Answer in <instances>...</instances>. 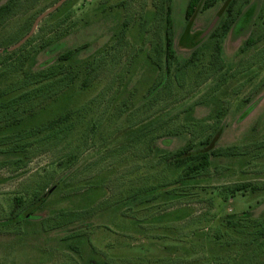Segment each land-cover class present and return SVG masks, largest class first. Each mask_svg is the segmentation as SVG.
Here are the masks:
<instances>
[{
    "label": "rangeland",
    "instance_id": "1",
    "mask_svg": "<svg viewBox=\"0 0 264 264\" xmlns=\"http://www.w3.org/2000/svg\"><path fill=\"white\" fill-rule=\"evenodd\" d=\"M8 1L0 0V6ZM58 1L16 0V11L0 28V47L19 43ZM162 1L70 0L40 23L29 44L0 55V87L15 88L10 83L32 64L38 68L67 50L88 46L70 62L80 70L74 85L34 116L0 129V223L53 191L34 219L0 228V264H231L239 253L231 245L220 249L219 263L207 260L215 255L212 247L218 249L216 240L235 237L222 222L225 230L215 239L218 222L248 213L235 225L257 220L264 226V86L256 89L264 80V0H240L243 9L257 5L254 24L221 39L225 69L231 74L238 60L250 58L254 64L247 71L223 86L210 88L213 81L197 86L215 70L209 61L217 42L208 40L199 67L189 68L170 86H157L151 98L148 91L159 70L145 52L157 60ZM187 4L172 0L176 44ZM221 6L199 14L193 30L205 31L217 17L218 23ZM249 38L257 39L256 46L248 57L239 55ZM176 51L181 61L191 53L177 45ZM20 60L22 69L13 66ZM89 67L94 68L92 80L84 86ZM15 89L9 96L20 93ZM247 98L251 101L245 104ZM22 101L21 107L36 109L26 99H15L13 106ZM248 108L253 109L242 119ZM66 115L69 119L55 128L37 130ZM220 127L218 147L230 155L221 152L206 173L179 179L182 173L165 155L189 142L199 146ZM236 146L238 157L230 150ZM177 180L186 183L183 190L158 198L155 189L153 200L137 205L143 199L139 194ZM245 184L256 190L231 195ZM82 225L87 229H76Z\"/></svg>",
    "mask_w": 264,
    "mask_h": 264
},
{
    "label": "trees",
    "instance_id": "2",
    "mask_svg": "<svg viewBox=\"0 0 264 264\" xmlns=\"http://www.w3.org/2000/svg\"><path fill=\"white\" fill-rule=\"evenodd\" d=\"M69 1L66 2L60 9H62L67 3H69ZM162 3L164 7L161 13L159 11L160 16L158 18L160 20L159 31L161 32V35L160 40L155 43V46L157 47V60H155L154 58H148L149 51L145 52L146 58L159 70V74L154 81V85L148 91L151 98L157 86H170L174 83L172 81H177L179 76L185 77V73L189 68L195 69L199 67V59L203 57L201 53L203 52V48L205 47L208 40L216 39L217 42V46L212 55V60L209 61V67L215 68V70L210 71L207 77L197 82V86L203 84L205 85L207 81H213V84L209 85L210 88L218 85L219 82H221L223 86L225 83H227L228 78H233L241 73H244L250 66L254 64L248 63L251 61H248L250 58H248L245 63H243L244 60L240 59L238 60L239 62L237 61L235 63V66H242L243 69L237 71V68L235 67V69H232L230 74L229 69H225V66L222 62L221 39L234 29H236L237 31H246L250 29V27L254 24V18L257 14L256 4L248 5L245 9H243L244 5L241 6L240 0H188L185 12V28L183 33L179 37L178 43L176 44V39L173 31L172 0H163ZM218 4H222L221 9L218 12L219 22L208 37L201 39L200 36L204 31L197 32L193 30L195 20L199 14L213 8ZM16 8V0H10L5 5L0 6V28H3L4 23L11 15L14 14ZM31 40L32 38L27 41V43L22 46L21 49L29 44ZM256 40L257 39L254 38H249L248 40H246L244 45L239 50V55L244 56L245 54H247L252 47L256 46ZM48 43L49 42L43 44L42 47L46 46ZM13 44L1 46L0 48H4V52H0V55L11 53L7 49L13 46ZM176 45L187 51H191L190 56L185 60H179L177 56ZM87 47V45L75 47L74 49L63 52L57 58L45 61L38 68H34V64H32L27 70H23L22 77L19 80L10 83L12 84V86L16 85L15 88H18V91H20V93L16 94L15 96H9V92H11L10 90L15 91L17 89L9 85L0 87V123H2L0 125V129L4 126L9 127L16 125L17 123H21L25 116H34L35 113H37L39 110L45 109L47 102L58 100L66 90L74 85L77 78L79 77L80 70L78 69L79 67L76 69L75 66L71 65L72 63L70 62L73 61L74 57L77 53H79L80 49H86ZM152 47H154V43L151 44V48ZM13 66L22 69L24 66V61L20 60L17 65ZM174 66L176 68L175 72H173ZM89 68L90 70L87 71L83 76L82 85L84 86H86L87 83L91 82L92 80L94 68ZM201 71L202 69L200 70L199 75ZM214 74H217L218 76L213 77ZM1 77L4 78L5 75L2 74ZM262 85L264 86V80L261 81L259 86L256 88L257 92L263 89ZM15 99H26V102L29 101L31 104H36V109H30L27 108V106L21 107L23 101L22 103H20V105L13 106V102ZM250 101L251 99L247 98L244 100V103L248 104ZM252 109L253 108H248V110L243 113L242 119H245L251 113ZM69 113L70 112H68V114ZM68 117L69 115L60 116L56 119L50 120L48 123L43 124V127L41 129L39 128L37 130L40 131L43 129H53L63 122H66L69 119ZM222 134L223 128H216L214 134L209 135L205 139L200 141L199 146H193L194 144L192 142H189L181 149L165 155V160L170 159L169 164L171 165V167L179 169V171L182 173L180 174L179 179L194 178L198 175L206 173L212 167L214 159L218 157L221 152L224 153L225 151L226 154L230 155L229 153H227V149L225 150L218 147V143ZM230 150L233 151L231 155L235 157H238V155L240 154L237 146L231 148ZM148 157H150V154L144 156L145 159ZM26 164L27 161L23 165ZM23 165H21V167ZM185 186L186 183H184V181L179 182V180L170 182L169 184L159 185L157 188L154 187V189L151 191L139 194L140 196H143V199L140 202H137V205L153 200L155 189H159L156 192L160 193L158 196L159 198L163 196V194H166L168 192L176 191L177 189L183 190ZM250 187L251 186H249V184H245L243 186H235L230 193L232 196H235L238 193L246 192ZM251 189H253V191L256 190V188L254 187H251ZM52 192L53 191L51 189L47 190V192L43 194V196L38 197L36 201L20 215L14 216L9 220L1 222L0 228L19 225L24 221H30L34 219L33 216L40 208H42L47 203ZM19 201H21V199ZM190 213L191 212L189 211V214ZM169 215H173V212H171V214ZM245 216H249V214L244 213L239 218H231L225 216L221 220V222H218L219 224L216 228L217 232L215 235V239H217V236L220 235V233H223L225 230H221L222 222L226 223L225 228L233 230V232L235 233V237L226 241L225 238L220 236L221 238L214 242V245H217L218 249L216 248V246L212 247L213 249H215V255L209 254V257L207 258L208 262L210 261L211 263H219L220 249H222V251L227 250L226 246L231 245V249L234 252L237 251L236 247L239 248V253H237L236 258L232 260L231 264H252L251 261L254 260L257 261L256 264H264V226L261 227L257 220H255V223L250 220L251 223L248 226L241 224L235 225L234 222H236L237 224L241 223L242 218H244ZM170 220L179 221L180 218ZM76 229L84 230L87 229V226L82 225L80 228L77 227ZM72 233L73 234L71 235V237L73 238L76 236V234L74 231Z\"/></svg>",
    "mask_w": 264,
    "mask_h": 264
},
{
    "label": "water",
    "instance_id": "3",
    "mask_svg": "<svg viewBox=\"0 0 264 264\" xmlns=\"http://www.w3.org/2000/svg\"><path fill=\"white\" fill-rule=\"evenodd\" d=\"M69 0H59L58 2H56L53 6H51L49 9H47L46 11H44L41 15H39L36 20L34 21L32 28L30 30V32L16 45L11 46L10 48H8V51H15L17 49H19L21 46H23L25 43H27V41H29L33 35L35 34L38 26L40 25V23L47 18L48 16H50L51 14H53L54 12H56L57 10H59L66 2H68ZM218 21V17L215 18V20H213V22L210 24V26L201 34V39H204L206 37H208L210 35V33L213 31V29L215 28L216 24ZM1 53L4 52V50L0 51Z\"/></svg>",
    "mask_w": 264,
    "mask_h": 264
}]
</instances>
